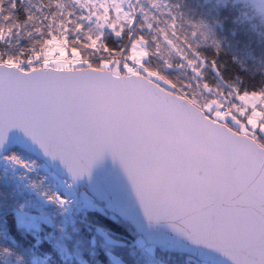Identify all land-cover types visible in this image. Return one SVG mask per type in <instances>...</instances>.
Here are the masks:
<instances>
[{"label": "snow or ice", "instance_id": "6c2138e0", "mask_svg": "<svg viewBox=\"0 0 264 264\" xmlns=\"http://www.w3.org/2000/svg\"><path fill=\"white\" fill-rule=\"evenodd\" d=\"M133 10L0 0V214L62 230L58 216L104 210L86 183L114 213L166 221L194 264H264V88L213 85L195 58L191 78H170ZM106 153L119 167L98 175Z\"/></svg>", "mask_w": 264, "mask_h": 264}, {"label": "trees", "instance_id": "16d2710c", "mask_svg": "<svg viewBox=\"0 0 264 264\" xmlns=\"http://www.w3.org/2000/svg\"><path fill=\"white\" fill-rule=\"evenodd\" d=\"M130 2L133 3V0ZM185 2L189 3L191 0H185ZM23 8L24 5H21L17 9L21 19L25 15ZM79 13L80 10L77 9L76 15ZM198 15L210 22L215 20V31L221 38L222 49L217 53L211 46H203L202 50L214 56L215 59L208 60L209 67L206 65L202 69L203 72L208 73L202 79H206L213 85H218L219 82V85L226 87L225 80H235L237 76H240L243 77L240 84H232L238 86L241 91L259 90L264 87V83L261 82V76L264 75V40L247 32L244 26L234 21L227 2L216 4L215 7L211 3H205L199 8ZM135 19L136 24L133 28L137 35H143L148 42L150 52L148 59L151 65L155 67L163 63L158 41L150 39L147 35L155 30L154 25L148 28V23L138 15H135ZM163 35L162 32L161 36ZM106 38L110 44L121 43L110 32L107 33ZM15 42L13 39V43ZM19 43L25 46L29 40L21 37ZM4 47L8 45L5 44ZM187 47L191 48V43ZM8 50L16 51L17 49L9 47ZM213 61L215 68H212ZM171 71L173 70L170 69V73ZM84 219L108 230L111 236L120 241L108 247L122 260L135 264L129 243L125 239V235L133 238V228L115 216L97 209L86 211ZM103 242L100 233L83 221L68 222L62 230L55 225H44L39 232H35L18 227L12 213L0 214V264H112L107 250L101 245ZM157 253L172 258L175 264H185L182 255L167 254L160 249Z\"/></svg>", "mask_w": 264, "mask_h": 264}, {"label": "clouds", "instance_id": "9594fccd", "mask_svg": "<svg viewBox=\"0 0 264 264\" xmlns=\"http://www.w3.org/2000/svg\"><path fill=\"white\" fill-rule=\"evenodd\" d=\"M226 2L233 13L234 21L244 26L247 32L264 40V0H191L189 3L185 0H133V14L143 17L145 22L155 27L154 31L147 33L150 39L158 41L163 58V63L155 68L182 83L192 76L189 72L191 66L187 63L188 58L200 61L215 59L202 48L211 46L217 53L222 51L221 38L215 31L216 22L202 18L198 12L205 3H211L215 7L216 4ZM125 7H128V4H125ZM162 32L167 33V39L164 35L161 36ZM189 43L192 45L191 48L187 47ZM181 51L185 54L183 59L180 56ZM192 53L197 55L192 57ZM200 67L204 69L205 65L201 63ZM170 69L173 70L171 73ZM206 75L207 72L202 73V76ZM242 80L243 77L237 76L235 80H225L224 84L239 85ZM261 82L264 83V75L261 76ZM218 86L223 87L219 82Z\"/></svg>", "mask_w": 264, "mask_h": 264}, {"label": "water", "instance_id": "95a60500", "mask_svg": "<svg viewBox=\"0 0 264 264\" xmlns=\"http://www.w3.org/2000/svg\"><path fill=\"white\" fill-rule=\"evenodd\" d=\"M113 167H119V163L118 161H113L110 153H106L103 165L97 170V174L99 175L107 170H111ZM80 186H85L87 188L88 194L97 202L101 203L108 213L114 214L122 221H126L132 227H134L137 233L145 239L146 244L153 245L157 248H162L168 252L170 251L179 254L183 253L190 256V253L183 249L182 244L179 242L177 236L171 230L166 221H161L159 224H155L149 223L147 219L143 217L142 213H138L136 215H122L119 213H114L107 207L106 201L99 198L86 183H81ZM224 264H231V261L227 258H224Z\"/></svg>", "mask_w": 264, "mask_h": 264}, {"label": "rangeland", "instance_id": "374dc122", "mask_svg": "<svg viewBox=\"0 0 264 264\" xmlns=\"http://www.w3.org/2000/svg\"><path fill=\"white\" fill-rule=\"evenodd\" d=\"M80 191H84V192H87L86 191V189H80ZM89 195V194H88ZM89 197H90V195H89ZM91 199H92V201L95 203V204H98L101 208H103L104 209V207L102 206V205H100L99 203H97V202H95V200L93 199V197H91ZM84 208H86L87 210H92V209H95V208H91V207H84ZM98 210V209H97ZM104 211H105V209H104ZM16 222H17V220H16ZM94 224V223H93ZM44 225H47V226H49V225H53V224H41L40 225V228L37 230V229H31V230H33V231H35V232H38ZM22 228H24V227H22ZM92 228H94V229H96V230H98L97 229V227H95V226H93L92 225ZM25 229H27V228H25ZM28 230V229H27ZM99 233H100V235L102 236V238H103V240H105V242L108 244V245H115V243H119L120 241L118 240V239H116L115 237H113V236H111L107 231H105V230H99ZM133 238H134V242H135V244L137 243V244H139L140 245V247L137 249V251L138 252H142V249H143V251L145 252V254L147 255V256H156L157 255V249L154 247V246H152V245H145V242H144V240H143V238H141L140 236H138V235H135V232H134V236H133ZM105 247V246H104ZM103 247V248H104ZM107 248V250H108V254H109V258H110V261L112 262V264H130V263H128L127 261H125V260H122V258L119 256V255H117L116 253H114L110 248H108V246H106L105 247V249ZM142 248V249H141ZM141 260H143V258L141 259ZM144 262V261H143ZM162 262V261H161ZM163 264H165L164 262H162ZM138 264H142V262H140V263H138ZM144 264V263H143ZM187 264H194L192 261L190 262V260H189V262L187 263Z\"/></svg>", "mask_w": 264, "mask_h": 264}]
</instances>
